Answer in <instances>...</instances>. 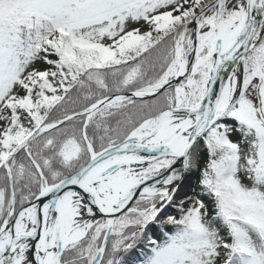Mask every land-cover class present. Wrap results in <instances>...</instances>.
Wrapping results in <instances>:
<instances>
[{"label": "snow or ice", "instance_id": "obj_1", "mask_svg": "<svg viewBox=\"0 0 264 264\" xmlns=\"http://www.w3.org/2000/svg\"><path fill=\"white\" fill-rule=\"evenodd\" d=\"M0 264H264V0H0Z\"/></svg>", "mask_w": 264, "mask_h": 264}]
</instances>
